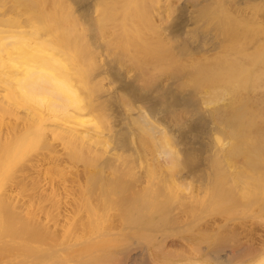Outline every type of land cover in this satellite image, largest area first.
<instances>
[{
  "label": "bare ground",
  "instance_id": "6f19581e",
  "mask_svg": "<svg viewBox=\"0 0 264 264\" xmlns=\"http://www.w3.org/2000/svg\"><path fill=\"white\" fill-rule=\"evenodd\" d=\"M144 1L0 0V264H264L211 176L264 118L253 0Z\"/></svg>",
  "mask_w": 264,
  "mask_h": 264
},
{
  "label": "rangeland",
  "instance_id": "374dc122",
  "mask_svg": "<svg viewBox=\"0 0 264 264\" xmlns=\"http://www.w3.org/2000/svg\"><path fill=\"white\" fill-rule=\"evenodd\" d=\"M145 1H146V4H147V2H149V0H145ZM182 1L183 0H171V2H170L171 15L168 16L169 18L176 11L178 4L181 3ZM224 1L225 0H220L219 7H221L224 4ZM230 5H231L230 2H227V3L224 4V7L226 8V10L230 9ZM249 5H250V7H251V9L253 11L252 13L250 12L251 10H250ZM224 7L222 6L221 9L224 8ZM248 7L249 8L247 9V11L250 10L249 13H251L252 15L254 14V16H255V14L259 11V9L261 11V8H262L263 11H264V0H253L252 2H250L248 4ZM233 9H235V8H233ZM217 15L218 14L208 18V20L204 19L206 21V23H207L206 26H205L206 28H211L212 25L214 26L215 22L218 20ZM238 16H240V15H237L235 18H238ZM254 16L250 15V17H248L247 20H246V16L245 17L241 16L240 18L242 20L240 18H238V19H240L242 21L243 24L245 23L244 24L245 26L248 25V26H246L245 30H248L247 28H250L249 30L251 31V33L248 32L247 39L244 36L242 39L234 41V44L238 45L237 43H240V41L245 42L246 40H248V37H249V39L254 37V36H252L253 32L256 33V30H257L256 28H258V27H259V29H258L259 32L257 31L258 34L256 33L257 37H258V35L261 34L260 36L264 38V36H263L264 35V28H260V27H264V16H263V18L259 19L260 22H258L256 20L257 22L253 23L255 21L254 18H253ZM243 17H244V19H243ZM230 19L233 20V18H230ZM240 20H239V22H241ZM242 23H241V25H243ZM249 24H250V26H249ZM252 24H254V26ZM244 25L242 26L243 28H245ZM251 25L253 27L256 26L253 29V31H252ZM262 29H263V32H262ZM246 33H247V31H246ZM224 36L225 35H222L220 33L218 34V38L219 39L224 38ZM257 37L255 36V38H257ZM263 70H264V68H263ZM263 70H261V71L258 70V71L262 72ZM258 71H255L254 72L255 74L253 73L252 76L253 77H254V75L257 76ZM256 72H257V74H256ZM262 75H263V73H261V75L259 74V76H257V77L259 79H261ZM260 76H261V78H260ZM254 79H255V81H254ZM256 80H257V78H253V79H251L250 83H252V82L256 83ZM261 80L263 82H260V80H259V82L258 81L257 82L261 83V84L262 83L264 84V78L261 79ZM220 102H222V101H220ZM255 109H256V107L252 108V112L253 113H251V114H254V113L256 114V112H258L257 114H259L261 116H264L263 114H261V112L259 113V111H256ZM257 114L255 115V118L259 117ZM251 119H253L251 122L253 123V127H254V125H257L254 122H256V121L258 122L261 119V117H260V119L258 118L259 120H257V119H254V116H252ZM263 120H264V118H263ZM263 120L261 119L260 123L258 122V126H255L254 128L252 126H250V125H248V127L246 125H244L245 127H243L242 124H244L247 121V120L246 121L243 120L242 123H239V124H241L240 125L241 127L238 126L235 129H229V128L228 129L227 128L226 129H222L223 131L222 130L219 131L221 133L218 132L216 134V137H215L216 145L219 146V147L220 146H224L225 148H227L226 149L227 153L225 154V158L223 159L222 168L221 169L218 168L216 170L214 169L211 172V176L216 179V184L214 186V191H215L216 195L218 197H220L221 200H222V202L220 204H218L214 209L217 210L216 212H218V211L228 212L229 216H232L231 220H230L231 225H241L243 221H246L247 223H251L252 222L255 225H258L257 223L259 222L260 219H262V217H263L262 215H264V147H262L263 146V142H264V135H262L264 133H262V132H264V130H259L260 132H258V130H257V129H260V127L262 125H264V123H262V122H264ZM249 126L253 128V131L255 129L257 131H254V133H253L252 128H249ZM241 128L245 129V130H241L242 133L240 132ZM247 128L250 129L249 130L250 132L248 131ZM238 129H239V131H238ZM227 132H229V133H227ZM246 132H248L250 134H245ZM256 132H257L258 135L256 134ZM222 136L227 141L225 139H223ZM262 136H263V138H262ZM257 137H260V138H257ZM258 139H260L262 141H260V140L258 141ZM252 141H254V142H252ZM256 142H258V144ZM260 142H262V144H260ZM255 145H258V146L261 145V146L258 147V146H255ZM254 147L259 148V149L262 148L261 149L262 152L260 151L259 155H261V158H263V160L260 159V157L257 159V161H259V162L262 160L261 163H259L260 166L259 165H255V162H253V161L249 162L247 160V157L252 155L253 153H254L253 154L254 157L256 155H258V150L259 149L257 150ZM250 148H252L253 150L250 149ZM172 149L173 150L176 149V144L172 145ZM254 149L257 150V151L255 152ZM255 153H257V154L255 155ZM230 154H232V155H230ZM248 154H250V155H248ZM262 154H263V156H262ZM52 169H53V167L51 165H48L47 170L49 172H51ZM237 171H238V175L234 176V175L237 174ZM50 175L51 174L47 173V176H50ZM56 176H57V178H60V176L58 174H56ZM239 176H243L247 180V181L244 180L245 183L246 182L248 183V184L246 183L247 187L245 189L239 184V181L241 182L242 180H237ZM44 180H46V179H44ZM192 180H193L192 177L187 178L186 182H185V186H183V188L187 192L190 191V187H188V186L191 185ZM29 183H32V182H29ZM31 185L34 188L32 190L31 195L33 197H35L36 196L35 195L36 194V187L34 186L33 183L30 184V186ZM239 187H242L243 190L239 191ZM210 193L211 194L213 193V191L211 189H209V194ZM154 264H166V262H164V260H163V261H157Z\"/></svg>",
  "mask_w": 264,
  "mask_h": 264
}]
</instances>
